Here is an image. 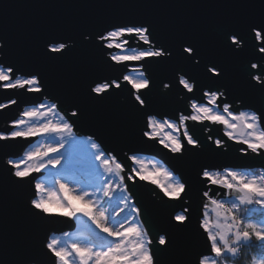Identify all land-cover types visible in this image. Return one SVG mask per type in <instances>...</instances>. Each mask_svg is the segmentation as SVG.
Segmentation results:
<instances>
[{
    "label": "snow or ice",
    "instance_id": "obj_1",
    "mask_svg": "<svg viewBox=\"0 0 264 264\" xmlns=\"http://www.w3.org/2000/svg\"><path fill=\"white\" fill-rule=\"evenodd\" d=\"M111 28L114 30L109 31L106 28L84 30L77 38L67 34H53L45 40L44 46L50 45L44 50L45 54L52 59H58L76 47H86L99 51L104 58L107 57L105 60L111 61L109 63L110 74L89 81L87 85L89 98L103 100L119 93L130 97V101L133 102L131 110L140 121L138 129L140 143L155 141L164 129L177 133V135H164L159 141L163 149L172 154L169 157L170 160L180 163L186 157H196L203 153L218 156L228 151V141L241 146L236 149L239 154L237 159L248 158L251 153L254 157L264 160V143L260 142L264 140V106L247 111L233 110L234 104L247 105L248 101L244 95L230 88L228 73L222 63L216 60L205 61L201 49L191 41L172 47L158 44L155 42V30L147 22L131 21L113 25ZM218 40L224 52L229 56L245 57L243 61L244 80L247 88L251 93H258L264 99V64L261 63L264 61V19L249 23L243 31L232 27L222 28L218 33ZM132 41H137L141 50L137 51L133 48L131 49L132 54L129 55L126 53L131 48ZM113 49L119 50V54L106 51ZM178 58L202 72L203 80L193 78L191 74L180 75L178 81L175 77L174 81L162 83L163 89L159 90L160 96L169 97L172 85L178 90L182 88L188 94H193L194 90L202 92L203 96L190 103V111L183 107L175 110V112L182 113L179 115L178 122L171 117L159 123L155 115L159 112L146 103L153 93V88H150L153 78L146 76L145 71H141L139 67L128 70L126 62L147 61L144 67L150 69V62H173ZM202 61L205 62L202 63ZM18 71L25 70L14 62H9L6 68H0V82H4L0 83V89L22 90L25 101L34 105L38 104L39 107L25 111L23 117L27 119H14L10 125L13 130L0 133V142L28 140L38 134L57 133L73 137L74 120L79 118V106L68 111L67 114L71 119L60 116V122L57 123H53L51 119L39 125L28 123L35 117L57 115L61 104L59 100L53 98L59 103L53 102L45 105L39 102L40 95L50 96L42 83L41 73L26 70L25 78L20 79L16 77ZM180 96L185 100L192 99L191 96L183 95V92ZM16 103V99H11L7 104L0 105V110ZM41 108L45 111L41 112ZM204 111H207L209 118H202ZM205 121L214 125H222L225 129L223 137L208 135L207 142L203 141L197 135L200 129H197L195 125L203 124ZM189 122H193V125L190 126ZM181 131L182 136L179 135ZM225 137L227 140L224 139ZM88 138L91 140L92 136ZM174 144L178 146L176 150L173 149ZM60 147H63V144ZM91 148L96 150L92 160L99 162L96 165L100 169L97 172L98 182L91 189L81 188L75 195L72 194L73 188L59 180L57 184L60 195L47 189L41 183H34L36 174H40L49 166L55 168L61 164L59 155H50V153H58L55 147H50L46 151L37 150L26 153L25 161L35 162L26 167H22L20 161L8 160L6 162L8 169L11 170V177L15 178L14 182L29 185L30 193L26 205L36 222L45 226L48 221L44 220V216H58L71 220L78 219V214H82L94 226L95 235L110 242L106 248L100 249L72 243L69 246L71 249L69 252L62 240L54 235L46 236L40 244L47 257V264H70L69 257L73 253L79 257V264H96L100 255L111 253L121 245L124 234L130 229L135 230L138 241L142 243L141 251L146 253L150 264H159L158 261L154 262L152 247H150L154 240L161 248H164L171 239L169 233L185 232L192 224L194 213L197 219V236L203 241V248L193 256L191 264H227L230 258L237 256L242 246H250L253 238L255 243L264 249V176H247L234 166H224L220 171L212 170L209 165L199 164L196 168L198 186L194 189L187 180H181L176 175L175 168L167 169L153 164L152 169L148 170L149 175H145L141 172V162L132 156L129 159L139 165V171L135 175L126 174V166L117 160L114 153L102 150L97 143H92ZM83 162L87 164L88 160L85 159ZM152 170L161 172L164 179L152 176ZM137 177L139 181L153 185L159 193H162V196H159L156 192H152L156 199L151 202V208L166 213V227L157 229L152 225L149 207L140 204L131 193L130 186L136 185ZM170 187H178L179 194L172 196ZM218 189L223 191L218 192ZM193 192L198 196L202 195L205 201L202 207L198 204L193 209L190 202V194ZM218 195L232 196L233 199L231 201L217 199ZM52 196L56 199L55 207L45 208L44 205ZM68 196L73 198V203L88 205L89 210L61 214V209L71 207ZM117 196L121 205L119 211H115L113 215V211L107 208V204ZM177 206L181 208L178 212L175 211ZM209 206L218 218L217 222H209V214L204 211ZM241 206H244L245 212L258 215L261 222L257 223L251 218L245 219L244 216L234 214L240 211ZM220 220L223 222H219ZM50 230L55 231V229ZM100 234L103 235L100 236ZM63 235L67 236L68 233L64 232ZM150 236L153 238L150 239ZM49 253L55 258L54 261L49 257ZM130 259L135 260L136 257L133 256ZM261 264H264V258H261Z\"/></svg>",
    "mask_w": 264,
    "mask_h": 264
},
{
    "label": "water",
    "instance_id": "obj_2",
    "mask_svg": "<svg viewBox=\"0 0 264 264\" xmlns=\"http://www.w3.org/2000/svg\"><path fill=\"white\" fill-rule=\"evenodd\" d=\"M261 19H264V0H0V44L3 45L0 47V67L6 68L9 62H14L25 71L41 73L42 83L51 97L40 95L39 102L60 101L61 109L58 113L65 119H71L68 111L79 106V118L74 120L75 135L79 138L92 136L102 150L114 153L117 160L126 166V174H133L129 157H148L167 169L175 168L176 175L181 180H187L195 189L198 186L196 168L199 164L220 171L224 166H234L237 170L264 171V160L251 153L248 158L237 159L239 154L236 149L241 146L232 141L227 142L228 151L218 156L203 153L196 157H186L180 163L170 160L172 154L163 149L157 138L155 141L140 143V121L131 110L133 102L130 97L119 93L103 100L89 98V81L110 74L111 61L107 62V57L104 58L102 53L90 48L76 47L63 57L52 59L45 54L44 50L50 46H44L45 40L53 34H67L77 38L84 30L106 28L111 31L114 30L111 27L116 24L147 22L155 30V42L158 44L172 47L191 41L201 49L205 61L216 60L222 63L228 73L230 88L244 95L248 101L247 105L234 104L233 110L247 111L264 106V99L247 88L244 80L245 57L233 58L225 53L219 43L218 33L225 27L243 31L249 23ZM133 48L141 50L135 41L131 42L130 49ZM115 50L106 51L111 53ZM126 63L128 70L139 67L145 71L146 76L153 78L150 83L153 93L146 103L159 112L155 114L159 121L174 117L178 122L182 113L175 110L183 107L190 111V103L203 96L202 92L195 90L193 94H188L182 88L176 89L174 85L169 97L160 96L162 83L174 81L175 77L178 81L180 75L191 74L193 78L203 80L202 72L179 58L173 62H150V69L144 67L147 61ZM261 63L264 64V61ZM25 71L16 72V77L24 79ZM182 92L192 99H182ZM11 99H16L17 103L0 110V133L11 131V122L18 119L24 109L39 106L26 102L22 90L0 89V105L7 104ZM189 125L192 126L193 122H189ZM195 127L200 129L197 135L205 142L208 135L223 137L225 131L222 125L207 121ZM179 135L182 136V131ZM35 139L31 137L28 140L0 142V264H47L41 240L46 236L61 235L76 229L74 221L64 217L44 216V220L48 221L45 226L36 222L26 205L29 185L14 182L15 178L10 175L11 170L6 162L18 158ZM224 139L227 140L226 137ZM41 175L43 173L35 175L34 183ZM130 191L140 204L149 207L151 224L157 229L166 227V213L151 208V202L156 199L152 192L159 196L162 193L153 185L139 181L138 177L136 185L130 186ZM190 196L193 209L205 203L202 195L193 192ZM216 198L225 196L218 195ZM180 210L179 206L175 209L177 212ZM169 235L171 239L164 248L155 240L150 246L154 262L191 264L193 256L203 248V241L197 236L195 213L192 224L185 232H170ZM48 255L51 257L50 253ZM51 260L55 258L51 257Z\"/></svg>",
    "mask_w": 264,
    "mask_h": 264
},
{
    "label": "rangeland",
    "instance_id": "obj_3",
    "mask_svg": "<svg viewBox=\"0 0 264 264\" xmlns=\"http://www.w3.org/2000/svg\"><path fill=\"white\" fill-rule=\"evenodd\" d=\"M126 54L131 55L132 51L127 52ZM132 75H136V73H132ZM19 78V77H18ZM22 79V78H20ZM45 105H50V102L44 103ZM39 107V106H37ZM33 108H26L24 110L30 111ZM41 112L45 111L44 108L40 109ZM222 112V110H220ZM61 114H57L52 116L49 114L48 117H35L28 121L29 124L39 125L41 123H45L48 119H51L53 123L60 122L59 117ZM162 123V122H159ZM164 135H177V133H172L170 129H164L158 135V138L161 140ZM38 140L32 143L31 152L46 151L50 147H55L58 149V153H50L52 156L59 155L61 159V164L56 166L55 168L49 166L46 169L42 170L43 175H41L37 183L43 184L47 189L52 190L55 194L60 195L59 186L57 181L65 182L70 188H73V195L76 194L81 188H93L98 182L97 172L100 170L96 167L99 164L98 161H93L92 157L94 151L91 148V145H88V141H84L77 137L74 133L73 137H68L67 134H38ZM63 144V147L60 145ZM34 145V146H33ZM87 159L88 163L85 164L83 161ZM35 163L34 161H28L24 163V167ZM153 164H149L147 167L148 170L152 169ZM155 165L157 167L162 166L159 162H156ZM136 172L139 171V166L136 165ZM165 168V167H164ZM119 198L118 196L113 199L109 204H107V208L110 211H113V215H115V211H119ZM238 203V202H237ZM206 211L209 214V222L214 223L218 221V218L211 211V207H208ZM244 206H241L240 211L238 213H234L237 215L244 216L245 219H248V215L244 213ZM55 212V209H53ZM78 219L73 218L72 220L75 223L76 229L73 232H68L67 236L56 235L58 239L64 242V246L71 252L70 245L72 243H76L81 246H90L94 247V249L106 248L109 245V241L106 239H101L96 236L94 233V226L91 225V222L84 217L82 214H78ZM253 219L255 222L259 223V219ZM219 222H223L220 220ZM103 234H100L102 236ZM261 258H264V255L255 256L252 260L251 264H261ZM70 264H79V257H77L74 253L69 257ZM227 264H233L230 260L227 261Z\"/></svg>",
    "mask_w": 264,
    "mask_h": 264
},
{
    "label": "clouds",
    "instance_id": "obj_4",
    "mask_svg": "<svg viewBox=\"0 0 264 264\" xmlns=\"http://www.w3.org/2000/svg\"><path fill=\"white\" fill-rule=\"evenodd\" d=\"M3 45L0 44V47ZM202 118H209L207 111L202 113ZM247 127V125H245ZM159 131V129H157ZM264 143V140L260 141ZM178 148L177 145H173V149L176 150ZM141 172L145 175H149L147 166L141 162ZM151 175L159 178L161 180L164 179L163 174L157 170H152ZM180 189L178 187H170V194L172 196L178 195ZM71 207L68 209H61V214H68L70 212L80 211L85 212L89 210L88 205H81L78 202L73 203V198L68 196ZM56 199L54 196L49 197V202L44 205L45 208L51 209L55 207ZM142 243L138 241L136 237V232L134 229L128 230L124 234V240L121 245L111 253H105L99 256L96 261V264H150L148 256L145 252L141 251ZM136 257L135 260H131V257Z\"/></svg>",
    "mask_w": 264,
    "mask_h": 264
},
{
    "label": "built area",
    "instance_id": "obj_5",
    "mask_svg": "<svg viewBox=\"0 0 264 264\" xmlns=\"http://www.w3.org/2000/svg\"><path fill=\"white\" fill-rule=\"evenodd\" d=\"M135 42H137V41H135ZM134 49H136L137 51H139L137 48H134ZM129 51H131V49H129L127 52H129ZM111 53H117V54H119V50H115V51H113ZM44 103H46V102H44ZM44 103H42V104H44ZM157 122H162V121L157 120ZM80 139L84 140L85 142L88 141L89 142L88 145H91L92 143H96L93 139L90 140L87 137H80ZM157 139L160 141V139L158 137H157ZM92 150L94 152L96 151L94 149H92ZM135 159L138 160V161H140V162H143L147 167L149 166V164H155L157 162L154 159L148 158V157L135 156ZM136 165L139 166L138 164H134L132 162V172H133L134 175H135V173H137L136 172L137 171L136 170V168H137ZM113 167H114V165H113ZM238 171H240L242 174L247 175V176H256V177L264 176V171L263 170H250V171H248V170H238ZM36 183H37V181H36ZM218 199H225V200L231 201L233 199V197L232 196H225V198H218ZM118 204H119V206L121 205L120 200L118 201ZM204 211H206V210H204ZM253 211H254V209H253ZM244 213L246 215H248V216H258V215H253V212H245L244 211Z\"/></svg>",
    "mask_w": 264,
    "mask_h": 264
},
{
    "label": "trees",
    "instance_id": "obj_6",
    "mask_svg": "<svg viewBox=\"0 0 264 264\" xmlns=\"http://www.w3.org/2000/svg\"><path fill=\"white\" fill-rule=\"evenodd\" d=\"M249 218L259 219V216H248ZM264 255V249H261L253 238V243L250 246H242L235 258L229 260L233 264H251L255 256Z\"/></svg>",
    "mask_w": 264,
    "mask_h": 264
},
{
    "label": "bare ground",
    "instance_id": "obj_7",
    "mask_svg": "<svg viewBox=\"0 0 264 264\" xmlns=\"http://www.w3.org/2000/svg\"><path fill=\"white\" fill-rule=\"evenodd\" d=\"M26 110H24L21 114H20V116H19V118L18 119H27V118H25V117H23V113L25 112ZM11 130H13V129H11ZM36 137V139H35V141L34 142H36L37 140H38V137L37 136H35ZM34 142H33V144H34ZM34 146V145H33ZM31 147L32 146H29V147H27L25 150H24V152L18 157V158H16V159H13L12 161H20L21 162V164H22V167H24V163H26V162H28V161H25V155H26V153H28V152H31ZM41 173H43V172H41ZM55 236V235H54ZM57 238H58V236H56Z\"/></svg>",
    "mask_w": 264,
    "mask_h": 264
}]
</instances>
